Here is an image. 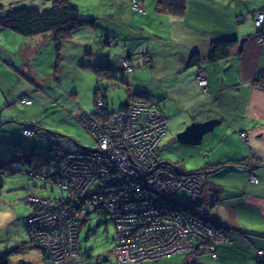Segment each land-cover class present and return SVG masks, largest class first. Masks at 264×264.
Segmentation results:
<instances>
[{"label":"rangeland","instance_id":"1","mask_svg":"<svg viewBox=\"0 0 264 264\" xmlns=\"http://www.w3.org/2000/svg\"><path fill=\"white\" fill-rule=\"evenodd\" d=\"M57 1L61 0H0V11L5 12L12 7L21 5L43 8ZM67 1L78 5L82 10L83 17L92 19L91 25H83L75 29L70 39L56 40L51 32L23 36L10 29L0 27L1 160L11 159L10 157H13V154L19 150H26L23 153L34 151L50 156L53 153L50 150L51 140L62 143L68 150H78L82 146L95 147L96 142L93 136L85 128L92 123L83 120V124L80 120L81 113H93L100 110L95 105L94 92L96 88L101 87L100 90H106L109 98L108 104H110L108 106L113 110L124 101L129 87L120 77H115L116 80H112V76L98 78L93 69L98 63L92 62L98 58L108 57L105 54L107 50L112 56L114 53L117 55L118 51L119 55H126L123 44L126 41H132V39H127V36H138L139 30L135 28V25L140 27L144 21L148 22L158 37L166 40L170 35L176 36L175 31L186 28L185 20L192 19L189 4L196 2V0L188 1L189 14L185 15L184 19H177L155 13L151 6L154 4L152 0L145 1L143 7L146 9L144 8V11L132 6L133 0ZM206 1L210 4L205 2L203 5H208V9L212 10L203 14L195 22L197 23V33L200 34H203L207 27L214 26V23L219 24L214 11L219 12L220 4L218 3L224 0ZM228 1L225 3L227 4ZM139 4H141L140 2H138V6L141 7ZM141 13L146 16H139ZM239 19H241L240 16H238ZM109 29L122 30L127 34L125 40L123 41V38L119 37L118 45L103 44L102 39L106 30ZM188 35V32L184 33L183 37L187 38ZM241 39L242 37L238 38V43ZM155 41L154 37H148L146 40L150 44ZM136 70L139 71L140 68H136ZM117 72L124 73V71L119 72L118 70ZM136 84L137 81H135L134 88ZM25 99H30L31 103L25 104ZM184 118L179 115L174 121H168V129L171 134L175 133L172 126L177 125ZM24 128H33L35 133L27 134ZM170 133L162 136L164 137L161 141L162 145L167 142ZM174 143L163 149L171 159H176V155L181 153L187 154L188 151V156L184 157L185 169H194L197 164L202 165L199 162L203 160L201 151L197 154L195 149L187 150V145L177 141ZM181 146L185 149H180ZM59 150L60 148L57 146L56 153H59ZM66 158L67 156H64V159ZM55 166L57 163L53 160L50 163L46 160L43 165L11 160L0 170L2 179L0 181V254L3 255L4 251H8L6 257H11L10 260L8 258L9 264H16L18 262L16 259L19 257H22L23 262L20 264H54L47 261L40 253L41 251L36 248L37 246L31 239L32 233L29 230L27 233L25 231L24 222L32 210L29 201L45 204L42 198L56 199L61 196L62 191L56 180L49 181L50 178H54ZM31 169L40 173L44 178L39 175L35 176L36 173L34 176H30ZM68 169H71L70 164ZM72 183L78 188L81 186V183ZM101 185L99 190L107 191L105 190L107 186H103V183ZM203 189L202 186V189L198 190L202 192ZM103 204L109 205L108 199ZM47 207L48 205L43 206V208ZM90 210L89 214L85 215V219L83 216L78 217L79 222L76 227L70 226L66 231H71V242L74 244L75 228L80 227L78 246L82 255L70 258L61 264H113V250L118 260L120 257L122 258L124 253L121 252L124 250L121 248L119 250L118 246L113 248L116 239L113 223L105 213L97 209ZM49 212V215L45 214L40 219L42 223L45 221L44 226L48 225L52 219L51 214L56 216V208L50 207ZM35 218L32 217L28 221L32 222ZM52 223L54 224V222ZM57 226L56 233L58 232L61 238L65 233L59 224ZM66 240L68 239L66 238ZM124 240L127 241V238ZM60 247L62 248V246ZM39 248L41 249L42 246ZM47 253L49 260L56 261V253L50 254L49 251ZM199 256V253L195 256V252L194 254L192 252L189 254L179 253L168 256L166 261L145 262L144 264H180L183 258L186 263H191Z\"/></svg>","mask_w":264,"mask_h":264},{"label":"crops","instance_id":"2","mask_svg":"<svg viewBox=\"0 0 264 264\" xmlns=\"http://www.w3.org/2000/svg\"><path fill=\"white\" fill-rule=\"evenodd\" d=\"M137 1L144 6L147 0ZM188 1L192 0H186L183 15L156 12L154 4H151L155 13L177 19H184L189 14L188 6H191L192 19L185 20V29L175 31L177 39L174 35H170L167 41L158 37L144 21L140 27L135 25L139 30L138 36H127L132 41L123 44L126 55H119L118 51L112 56L107 50L105 54L108 57L104 55L105 58L92 63L107 64L111 68L112 80L120 77L125 81L129 87L128 98L145 96L143 98L159 104L167 119L163 136L170 133L168 121H174L179 115L185 117L172 126L175 133H170L166 143L175 144L176 133L190 122L210 118L219 120L212 131L203 135L199 144L180 143L187 145V150L195 149L197 154L202 152L203 160L199 161L202 165L197 164L196 168L218 163L232 165L203 173L207 184L201 195L205 201L215 197V203L206 206L210 216L236 230L231 236L236 241L232 246L235 250L218 247L219 260L211 259L208 253L202 259L205 264H264V253L259 257L251 249L252 246L264 248V40L258 38V29L252 21L255 11L264 10V0H229L227 4L224 0L218 3L219 12L214 11V15L219 24L207 27L203 34L197 33L195 22L212 9L203 5L206 0H196L195 4ZM143 13L139 16L145 17ZM238 16L241 19L238 20ZM233 19L235 21L232 22ZM187 32L189 35L184 38L183 34ZM126 35L120 29H109L103 38H114V43L110 42L111 39L106 44L118 45L117 39L122 37L124 41ZM228 36L236 39L228 57L216 64L204 60L197 66L206 73L207 87L204 89L195 78L197 67L188 64L190 54L198 51L205 57L211 39ZM148 37H154L156 41L150 44L146 42ZM240 37L242 41L238 43ZM127 55L131 57L130 71L121 66L122 58ZM241 132L245 136H241ZM180 149L185 148L181 146ZM179 155L176 159L164 155V159L178 161L185 168L184 157L188 156V151Z\"/></svg>","mask_w":264,"mask_h":264},{"label":"trees","instance_id":"3","mask_svg":"<svg viewBox=\"0 0 264 264\" xmlns=\"http://www.w3.org/2000/svg\"><path fill=\"white\" fill-rule=\"evenodd\" d=\"M134 1L138 3L137 0ZM153 1H154V9L156 12L159 13H171L174 15H183L186 10V0H153ZM141 8L142 9L140 11H144V7L142 5ZM252 21H253V17H252ZM91 22L92 19L90 17H85V16L83 17L82 10L78 5L73 4L67 0L57 1L50 6L43 8L21 5L17 7H12L5 12L0 11V27L10 29L23 36H33L44 32H51V34L54 36L56 40L70 39L72 36V32L75 29L83 25H91ZM111 39H112L111 37H105L102 39V42L103 44L104 43L106 44L109 43ZM234 40L236 41V39H233L229 36L211 39L206 56L202 57L198 53V51H192L188 59V64L197 67L200 64H202L201 62H203L204 60L207 63H211V64L218 63L220 60L229 56V54L231 53V48L234 44ZM112 41L113 43L115 42L114 38L112 39ZM124 58L129 59L130 62L131 57L129 55H127ZM130 66L131 69H125L123 67L122 68L124 70L130 71L132 70V65L130 64ZM93 69L96 72L98 78L101 77L109 78L112 76L110 72L111 68H109L107 64H101V63L97 64L96 66L93 67ZM140 81H142V79H140ZM100 88H96V91L94 92L95 105L100 110H97L93 113L82 112L80 115V120L82 123L83 120L89 123H91L92 121L93 122L92 124H95L97 128L99 127L101 129L102 126L104 125L107 126L114 125L115 124L113 119L114 113L116 114L119 112L128 111L129 107L134 102H144L145 104L147 103L146 104L147 106L154 104L155 107L160 111L162 118L165 119V129H166L167 119L158 103L150 102L146 98H143L145 96H141V97L132 96L130 98L126 96L124 101L117 108L111 110L108 106L110 104H108L109 99H107V95L105 92L106 90H100ZM98 98L100 99V102L98 101ZM85 128L93 136L96 142L95 147L87 148L82 146V148L78 150H68L65 148V146L62 143L51 140L50 150L53 153L50 156L40 154V152L38 154L34 151L23 153V151L26 150H19L15 152L13 154V157H10L11 159L9 160L0 159V170H2L6 166L7 162L11 160L34 162L40 165H43L46 160H48V163H50L52 160L57 163V166H55L56 170L53 176L54 178H50L49 181L53 182L54 180H56V183L58 184L60 190L62 191L61 196L56 199L42 198L44 199L45 204L38 203L37 201H29L30 203L29 205L31 206L32 210L27 215V218L24 222L26 233L28 230L29 232L32 233L31 239L33 240V243L35 244V246H37L36 248L41 251L40 253L47 261L54 264H61L70 258H74L82 255L80 247L78 246L80 227H77L75 228L76 238L74 244L72 245V248L70 249L69 247H65L62 251L56 250V261H51L49 260V258H47L48 255L47 249L42 245L43 241L37 237V234L39 231H47L48 233H50L52 226L46 225V227H44L45 221L42 223V221L40 220L45 214L49 215L50 207L56 208V223L61 226V230L63 232H66L70 226L76 227V224L79 222L77 220L78 217L83 216L84 218L85 215L89 214V212L91 211L90 209L93 210L97 209L102 213H105L108 219L113 223L115 228L116 239L113 248L120 243V240L124 241V238H127V240L129 241L132 240V243L133 244L136 243L137 247H141V246L146 247V246H153L156 244L167 242L168 238L170 237V234L174 231H177L181 227L190 230V231L188 230L189 232L187 235V241L189 244H191L190 249L175 251L165 256L142 258L138 260L136 259L130 261L128 264H144L145 262L151 263L158 261H166L167 260L166 258L168 256L176 255L179 253L189 254L190 252H192L193 254L195 252V256L196 254L199 253L200 256L195 258V261L191 263H186L185 258H183L180 264H205L202 258H205L207 256V253L211 259L219 260L218 247H225V248L229 247L235 250V248L232 246H235L234 242L236 241L233 238H231V236H233L232 233L235 232L236 230H234V228L232 227H227L226 225L218 222V220H216L214 217L210 216L209 210L207 208L208 204L215 203L216 199L215 197H212L211 199L205 201L204 199H202V195H201L202 192L200 191H199L200 199L198 203H194V204L188 202L189 192L182 188L181 190H178L174 194H170L169 192L164 194V196L167 197V202L166 203L158 202V204H161L162 208H164V206L167 205L174 213H172L171 210L159 208L161 212L159 215L156 214L153 210H151V208H153L151 207L153 201L151 197L147 195V189L143 187L140 189V194L143 196L141 200L140 199L134 200L127 198L124 205L130 208H138L137 212L139 214L136 215L135 219L132 221H128V222L123 221L125 223L124 224L125 230H123V228H118L117 222L111 217V215L114 214V216L123 220L125 217L127 218V214L125 213V210L123 208L119 207L117 210L112 212L110 211L109 205L103 204L106 201V199H108L109 201L110 197L109 196L105 197L106 199L102 200L103 199L102 195L104 193V190L101 191L99 190L102 187L100 177L94 173L95 176L94 177L88 176L85 179V182H82V180L78 179L76 184L81 183V186H79L78 188L77 185H74L72 183L73 182L72 178L74 177L72 174H70L68 169L69 161L65 160L62 157L63 154L80 153V152L87 153L89 150H95L98 148V141L95 136V134L98 133L97 129L94 128V126L93 127L85 126ZM31 129L34 130L33 128ZM162 136L158 140L157 145H155V147L153 148V151L151 152V156L152 158H154V160H156L158 164V168H163L167 170L169 173H172L177 180L181 179L180 176L181 177L185 176L190 178L191 175H197L201 179L199 181L200 184L198 185H202L203 188H205L207 183L205 177L202 175L203 173L219 170L220 168L226 166H232L229 165L228 163H218L215 165L214 164L210 165L207 168L199 167L190 170L182 168L178 161L171 160L169 158L168 160L164 159V155H168V154H166L165 151H163V149L168 146H172L173 143L171 144L166 143L164 145L160 144V140ZM52 142H55L56 147L58 146L60 148L59 153H56V151L51 147ZM82 161L89 162L92 160L89 158H82ZM95 165L96 164L92 162L93 168L95 167ZM138 172H140L141 175H143L144 172H146V169L141 167L138 170ZM29 175L30 176L39 175V177L44 178L40 173H38L34 169H31L29 171ZM0 181H2L1 178ZM126 181L129 184H131V180H126ZM126 181H119L116 183L115 181H112L109 182L108 184H105V186H109V188L114 186L115 188H113L112 190L113 195H121L123 193V190L121 189L124 187V185H128ZM184 188H187V186H185ZM183 193H185V195H183ZM129 194L127 197H130ZM135 197L138 198L137 196ZM145 202L147 206L144 205ZM46 205H48V207L43 208V206ZM149 208L151 210L150 213L148 212ZM131 211L132 210L130 209L128 210V212ZM32 217H36L39 221H41L43 226L40 223H31L30 221H28V219ZM157 220L158 222H156ZM168 220H170V223L164 225V223L167 222ZM154 225L158 228L157 229L154 228ZM169 229L171 230V232L168 233ZM209 230H211L212 233H216V236L218 238L216 237V239L211 238L208 240L207 235L209 233ZM57 234L60 237V234L58 232ZM242 234L245 235L246 237L248 236L245 233ZM205 236L206 239L204 238ZM33 243L31 244L34 246ZM209 245L213 247L212 254H214V256L211 254ZM39 246H42V248L40 249ZM53 249L55 248L50 247V250ZM251 249H253V251H255L257 255L259 254L260 255L259 257H262V254L258 253V250H262V252L264 253V248H255L252 246ZM7 253L8 251H4L3 255L0 254V264H9L8 258L10 260L11 257L7 258L6 257V255H8ZM113 254H114L113 264H121L120 261H118V259L116 258V254L114 250H113ZM147 255L151 257L156 254H147ZM21 258L22 257L16 259V261H18L16 264L23 263ZM215 264H219V263H215Z\"/></svg>","mask_w":264,"mask_h":264},{"label":"built area","instance_id":"4","mask_svg":"<svg viewBox=\"0 0 264 264\" xmlns=\"http://www.w3.org/2000/svg\"><path fill=\"white\" fill-rule=\"evenodd\" d=\"M132 6L136 7L138 10L142 9L134 0L132 1ZM253 24L258 29V38L264 40V10L254 12ZM110 42L112 43L113 41L111 40ZM121 66L125 69H131L129 59L122 58ZM195 78L198 85L206 89V73L200 68H197ZM98 101L100 102L99 98ZM146 104L144 102H134L131 104L128 111L114 113V125H104L101 129L99 127L97 128L95 124H88L89 127L94 126L98 131L97 134L94 133L98 141L97 149L89 150L87 153H67L62 155L63 158L67 156L65 160H68L71 165L69 172L73 175L74 178H72V181L75 183L78 179L85 180L88 176L94 177V173L100 177L103 186L112 181L116 183L119 181L131 180V184L126 181L128 185H124L121 189L123 190L121 195H113L112 190L115 188L114 186L110 188L107 186V189H105L107 191L102 195L110 197V211L113 212L120 207L123 208L127 214V218L125 217L123 220L117 218L114 214L111 215L117 222L118 228L124 229L125 223L123 221H132L135 219L136 215L139 214L137 212L138 208H130L124 205L127 198L141 200L143 196L140 194V189L143 187L147 189V195L150 196L153 201L151 206L153 208H151V210L159 215L161 213L159 208H162V205L158 204V202L166 203L167 197L164 196V194L168 192L174 194L182 188L189 192L188 202L194 204L198 203L200 199V192L198 189H201L202 185H198L201 179L197 175H191L190 178L180 176L181 179L177 180L172 173H169L163 168H158L156 160L152 158L151 152L153 148L157 145L158 140L166 131L165 119L162 118L160 111L154 104L150 106ZM91 123L93 122L91 121ZM240 134L241 136H245L244 132ZM82 158H89L92 161H82ZM92 162L96 164L94 168ZM140 166L146 169L143 175L138 172L141 168ZM251 178L255 181L257 180L254 176H251ZM185 186H187V188H184ZM128 194L130 197H127ZM144 205H146V202ZM129 209L132 211L128 212ZM162 209L171 210L167 205ZM151 210L149 208L148 212L150 213ZM172 213L174 212L172 211ZM51 216L52 219L48 224L52 226L50 233L47 231H39L37 237L43 241V246L50 254L56 253V250L62 251L65 247L71 249L73 245L71 242V231L64 232L65 234L60 238L56 233V227L58 228L56 216L52 214ZM52 222H54V224ZM156 222H158V220ZM168 223H170V220L165 222L164 225ZM154 228L157 229L158 227L154 225ZM188 230L189 229L181 227L170 234L167 242L153 246L137 247L136 243H132V240H120L117 246L119 250L120 248L124 250L123 252L120 251L124 254L118 261H120L121 264H128L130 261L136 259L165 256L175 251L188 250L191 248V244L187 241V235L190 231ZM169 232H171L170 229L168 230V233ZM207 236L208 240L211 238L216 239L217 237L216 233H212L211 230H209ZM66 238L68 240H66ZM204 238L206 239V236ZM60 246H62V248ZM50 247L55 249L50 250ZM212 248V246L209 247L211 254L213 253ZM258 253H262V250H258ZM147 254L156 255L149 257ZM212 255L214 256V254Z\"/></svg>","mask_w":264,"mask_h":264},{"label":"water","instance_id":"5","mask_svg":"<svg viewBox=\"0 0 264 264\" xmlns=\"http://www.w3.org/2000/svg\"><path fill=\"white\" fill-rule=\"evenodd\" d=\"M240 40L239 43H241ZM219 123L216 118H210L208 120L197 122H190L185 128L176 133L175 138L179 143L186 144H199L204 134L213 130L214 126Z\"/></svg>","mask_w":264,"mask_h":264},{"label":"bare ground","instance_id":"6","mask_svg":"<svg viewBox=\"0 0 264 264\" xmlns=\"http://www.w3.org/2000/svg\"><path fill=\"white\" fill-rule=\"evenodd\" d=\"M24 103L25 104H30L31 100L30 99H25ZM24 130L26 131L27 134L34 133V130H32L31 128H24ZM24 130H23V133H24ZM51 147L56 151V143L55 142L51 143ZM31 223H40V224H42L41 221H39L37 218H35L34 221H32ZM42 226H43V224H42Z\"/></svg>","mask_w":264,"mask_h":264}]
</instances>
